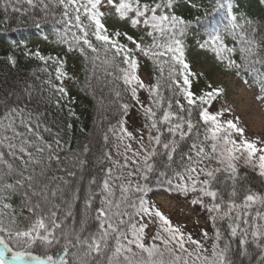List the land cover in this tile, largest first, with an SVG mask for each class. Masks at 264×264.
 Masks as SVG:
<instances>
[{
  "label": "snow or ice",
  "instance_id": "snow-or-ice-1",
  "mask_svg": "<svg viewBox=\"0 0 264 264\" xmlns=\"http://www.w3.org/2000/svg\"><path fill=\"white\" fill-rule=\"evenodd\" d=\"M107 3L115 8L121 19H128L132 27L142 23L148 29L146 34L153 38V43L149 49H143L145 55L151 53L158 59L170 57L173 62L171 64L169 59L160 61L162 65L169 64V83L166 87L172 91L175 86L183 94L189 105L187 116L172 111V100L163 95L158 78L157 83L149 89L150 106L141 105L150 122L145 127L149 129L148 141L152 147L145 149L141 143L136 150L131 145H124V152L121 153L117 146V154L123 156V163L105 152L103 158L110 161L111 166L102 169L103 176L99 181L95 176L88 180L84 188L82 215L77 220L72 209L80 199L83 175L77 178V171L82 172L86 164L81 158L82 154L66 151L67 145L61 141L59 134L51 141L45 139L41 129L47 133L51 129L42 124L40 114H34L27 104L9 105L6 101H0L3 105L0 113V264H241L240 260L233 259L230 242H225L222 247L218 243L221 239L218 228L215 235L217 242L212 244L209 254L190 235L185 239L180 230L174 228L159 210L149 208L143 195L139 197V204L132 197L133 191H148L147 183L133 184V175L139 174L141 180L147 181L148 174L155 171L157 157H166L165 166L170 167L177 153L181 170L174 173L180 181L175 187L185 193L199 191L202 196L210 197L213 202L208 210L216 214L212 216L213 226L217 218L228 219L230 236L236 238L239 235L240 257L248 255L246 244L250 236L251 243L260 250L257 264H264V243L261 242L264 241V194L250 187H238L237 169V161L242 158L245 167L264 177V147H257L256 141L245 139L243 129L232 120L219 121L218 117L222 113L211 114L202 107L199 117L207 127L204 129L203 140L200 139L198 126L192 119L191 106L196 103L193 93L175 79L178 73L183 77V84L189 85V65L184 59L180 37L186 34L191 22L165 11L172 7V0H160L152 4L141 3V0H119V3L107 0ZM22 4L27 7L18 6ZM100 5L101 0H6L5 11L11 8L12 12L23 16L39 9L47 16L54 13L56 7L62 6L65 31L75 27L80 33H73L76 46L82 41L83 45L97 53L92 58L93 70L96 68L95 61L99 59V50L88 39L90 34L96 41L102 42L105 53L102 63L122 73L116 79H122L128 86L127 90L131 91L132 98L139 102L137 86L144 88L145 85L135 74L137 61L130 54L131 50L107 34L101 20L103 13L99 10ZM219 6L225 7L224 3ZM82 15L87 17L90 22L88 25L82 23ZM93 25L94 31L90 32ZM209 27L208 39L200 47L210 48L221 61L227 60L229 68L256 72V65L264 66V48L252 36L256 29L251 27V21H238L230 2L227 3V23L223 28L211 24ZM221 32L230 35L238 48L226 46ZM115 35L119 36L120 33ZM124 35L136 44L138 50L142 49L133 37L127 33ZM237 50L242 63H237L229 56ZM80 51L84 54L82 47ZM109 53H112L111 59L108 58ZM36 55L41 60L45 59L39 53ZM121 55L126 68L116 62V57ZM176 65H179L178 70ZM61 68L62 65L56 69L57 79L66 75ZM105 71L107 75L114 74L107 69ZM260 76L264 83V73ZM58 91L65 93L66 90L61 87ZM219 92L220 89H214L199 97L201 105L210 103ZM116 95L119 97L120 93ZM176 105L181 112L185 111L178 99ZM121 107L126 111L128 105L123 104ZM158 112H162V115H158ZM120 130L123 135L118 139L122 142L125 136L131 134L124 129L123 121L120 122ZM233 134L238 135L239 140ZM104 139L108 140L107 135ZM189 140L190 144L187 143ZM185 146L186 151L183 150ZM87 152L88 147L85 145L83 153ZM128 152L132 153L131 157L127 155ZM211 160L216 161L218 166L213 168L205 165V161ZM225 173V181H219L218 176ZM164 175V172H160V176ZM201 175L205 177L203 180L200 179ZM228 180L231 181V190L225 201L213 184L226 183ZM167 183L171 185L172 180L169 179ZM241 195L242 200L238 202ZM14 198H18V203H13ZM97 198L98 206H95ZM197 202L202 203V200L192 201L193 204ZM24 210L29 215L25 216ZM140 214L158 218L160 230L152 239L160 240L163 247L143 242L146 226H137L133 222V217ZM69 218L71 224L67 223ZM23 221H27L26 226H22ZM93 223L94 229L91 227ZM204 236L207 238V233ZM186 242L195 247L189 251L185 247ZM37 247L41 249L40 252L36 251Z\"/></svg>",
  "mask_w": 264,
  "mask_h": 264
},
{
  "label": "trees",
  "instance_id": "trees-1",
  "mask_svg": "<svg viewBox=\"0 0 264 264\" xmlns=\"http://www.w3.org/2000/svg\"><path fill=\"white\" fill-rule=\"evenodd\" d=\"M86 2V0H81ZM107 0H101L99 10L103 13L101 20L106 26L107 34L119 44L125 45L131 50L130 54L135 57L137 63L149 70L154 77L155 84L158 78L162 85L161 91L166 98L172 100V111L180 115L187 116L189 105L184 99L179 89L173 86V90L169 91L166 87L169 83V64H161L160 61L169 59L170 57H160L159 59L149 55H145L143 49H149L153 43V38L148 36L146 27L141 23L139 26L143 30L144 44L142 52L139 54L132 46V42L126 38L125 32L108 25L106 21L105 3ZM160 0H141V3H157ZM232 4L233 14L237 16L238 21H251V27L256 29L252 33L256 43L264 48V0H172V7L165 9L169 15L175 14L182 17L185 21L191 22L186 34L180 39L183 42L184 59L189 65L188 75L189 85L183 84V77L178 73L175 79L178 80L182 87H187L193 93V99L196 101L192 105V119L194 124L198 126L200 139L203 140L204 129L207 127L200 120L199 112L201 107L207 109L214 100L222 95V90L218 87L198 85V77L192 69V62L189 61L190 48L196 51L199 57H205L215 64L223 73L228 72L233 77H237L246 85L254 87L259 91V94L264 99V83L261 82V73H264V66L256 65V72H248L244 69L237 70L229 68L227 60H219L215 53L210 48H201L200 44L208 39V32L211 30L209 25L219 26L221 29L227 23V3ZM224 3L225 7L219 5ZM6 0H0V101H6L7 104H27L34 114H40V119L43 125L51 129L50 133L43 132L45 139L51 141L59 134V138L67 145L66 151H78L82 154V159L86 161L85 166L81 171H77V178L82 174L83 181L81 182L80 199L73 207V212L77 220L80 219L83 211L84 188L89 179L93 176L99 181L103 172L111 166V162L104 159V153H110L114 160H120L123 163V156L116 153L113 142L110 138V129L123 118L126 113L133 107L135 100L132 98L131 91L127 90L128 86L123 83L122 79H116V76H121L117 69H113L102 63L105 59L102 42L96 41L93 35H89L90 42L99 50V59L95 61L96 68L93 70V57L97 53H93L91 49L83 45L82 41L79 46L73 40V33L80 34L78 29L72 27L70 31H65L66 21L62 18V6L56 7L54 13H49L47 16L39 9H34L26 15L21 16L19 13L12 12L11 8L5 11ZM26 8V4L18 5ZM70 15H74L70 13ZM82 23L88 25L85 15L81 16ZM37 23L39 27H37ZM74 23V21H73ZM94 31V25L89 30ZM120 35L116 36L115 33ZM128 36H130L127 33ZM224 43L228 47H233L235 41L232 37L224 32H221ZM37 40V42H34ZM67 41V42H65ZM84 49V54H81L80 48ZM238 48V46H236ZM156 49H152L155 51ZM114 51V50H113ZM45 57L41 60L39 56ZM87 56V59H85ZM229 56L236 60L237 63H242L241 56L237 50L230 53ZM9 57L12 59L9 60ZM108 58H112V53L108 54ZM123 55L116 57V62L120 67L126 68L127 65L122 63ZM14 61V63H13ZM61 71L66 73L60 79H57V67H61ZM72 65V66H70ZM163 67V74L161 68ZM177 70L179 65L175 66ZM73 68L77 72L71 70ZM113 72V75H107L106 70ZM239 71V75L237 72ZM247 81V82H245ZM64 88L65 93L58 91L59 88ZM214 89H220L218 95L211 100L210 103L201 105L198 99L206 93L212 92ZM120 96L117 97L116 93ZM184 106L185 111L181 112L176 105V100ZM127 104L128 108L125 111L121 105ZM167 105V99L164 101ZM3 111V105L0 104V113ZM162 115V112H158ZM71 125V128H69ZM149 130V129H148ZM155 135V132L152 133ZM107 135L108 140L104 137ZM167 135V133L165 134ZM188 144L191 143L189 140ZM87 145L88 152L83 153V149ZM183 150H187V146ZM63 155V153H62ZM179 154H174L173 162L170 167H166L167 158L157 157L155 159V171L148 174V180L140 179L138 183H147L148 190L167 191L174 195L179 192L175 186L174 173L181 170L179 164ZM130 166L131 163L129 162ZM239 182L238 187L251 188L257 193L264 194V177H260L253 172L252 169L245 167L244 164L237 166ZM160 172H164V176H160ZM227 174H220L219 181H225ZM73 179V178H69ZM171 179L172 184L167 181ZM159 181V182H158ZM75 186V180H73ZM213 187L220 191L225 201L228 199V192L231 190V181L226 183H214ZM142 193H133L132 197L138 202ZM242 200V195L238 197V202ZM212 204V199H209ZM218 202V201H217ZM13 203H18V198H14ZM57 203L59 201L57 200ZM95 206H98V198ZM130 210V209H129ZM24 215L29 213L24 210ZM67 223L71 224L69 218ZM27 221H23L22 226H26ZM213 226V220L211 219ZM228 219H219L215 221V229L221 232L219 244L221 247L225 242H230L231 253L234 260H240L241 264H257V257L260 255V250L251 243V238L246 244L248 255L241 258L239 246V235L236 238L230 236L228 227ZM91 227L94 229L95 224ZM264 243V241H261ZM135 250V249H134ZM40 252L39 247L36 248ZM7 255H11L8 253Z\"/></svg>",
  "mask_w": 264,
  "mask_h": 264
},
{
  "label": "rangeland",
  "instance_id": "rangeland-1",
  "mask_svg": "<svg viewBox=\"0 0 264 264\" xmlns=\"http://www.w3.org/2000/svg\"><path fill=\"white\" fill-rule=\"evenodd\" d=\"M115 2L119 3V0H115ZM104 3L108 25L128 33L141 44L143 49L144 44L141 41L144 40V35L141 27L139 25L132 27L128 19H121L118 16L113 6L108 5L107 2ZM131 44L137 53L143 54L142 49L138 50L135 43L132 42ZM190 50L189 61L192 62L193 72L197 74L198 85L203 86L204 84L222 89V96L210 104L206 110L211 114L222 113L218 117L219 121L232 120L237 123L239 128L243 129L245 139L256 141L257 147H264V99L259 94V91L257 92L254 88L245 85L237 78H233L230 74L223 73L210 60L205 57L200 58L196 51H193L192 48ZM71 70L77 72L73 68ZM135 74L145 87L139 88L137 86L139 102L135 100L133 107L110 129V138L116 153L117 146H119L121 153L124 152V145H131L132 149L136 150L140 148L141 143H143L145 149L152 147L148 141L149 130L145 127V124L150 122L147 121L141 105L150 106L149 89L155 85V81L153 75L139 63H137ZM257 97L261 98L257 99ZM121 121H123L126 132L131 134L130 136H125L122 142L118 139L123 135V132L120 130ZM233 135L239 140L238 135ZM141 137H143L142 140ZM127 155L131 157L132 153L128 152ZM129 162L131 163V161ZM204 163L208 167L214 168L218 166L214 160L205 161ZM239 164H244L242 158L237 161V166ZM204 178L201 175L200 179L203 180ZM131 179L133 184L137 183L139 181V174L133 175ZM174 182L175 184L180 183L177 177L174 179ZM141 195H143L147 202V206L159 210L171 222L174 228L180 230L185 239L190 235L193 240L198 241L203 246V249H206L210 254L212 244L217 242L215 240L216 229L211 224L212 216L216 214L208 210V207L211 205L209 202L210 197L202 196L199 191H188L185 193L179 190L178 193L172 195L165 190L159 191L155 189L148 190ZM194 199H200L202 203L197 202L193 204L192 201ZM137 204H139V200ZM129 211L132 210L130 209ZM133 222L137 226L140 224L146 226L143 241L146 245L156 243L158 246L163 247L160 240L153 241L152 239L157 231L160 230L158 218L154 216L150 218L147 215L140 214L133 217ZM204 233H207V238H205ZM161 234L166 235L164 233ZM249 238L251 237L249 236ZM185 247L191 251L195 246L186 242Z\"/></svg>",
  "mask_w": 264,
  "mask_h": 264
}]
</instances>
